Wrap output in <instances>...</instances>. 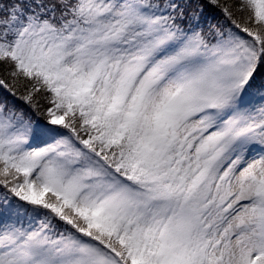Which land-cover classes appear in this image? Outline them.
I'll list each match as a JSON object with an SVG mask.
<instances>
[{
    "label": "snow or ice",
    "instance_id": "1",
    "mask_svg": "<svg viewBox=\"0 0 264 264\" xmlns=\"http://www.w3.org/2000/svg\"><path fill=\"white\" fill-rule=\"evenodd\" d=\"M0 264H264V0H0Z\"/></svg>",
    "mask_w": 264,
    "mask_h": 264
},
{
    "label": "rangeland",
    "instance_id": "2",
    "mask_svg": "<svg viewBox=\"0 0 264 264\" xmlns=\"http://www.w3.org/2000/svg\"><path fill=\"white\" fill-rule=\"evenodd\" d=\"M207 14V13H206ZM241 15V17L243 16V14H240Z\"/></svg>",
    "mask_w": 264,
    "mask_h": 264
},
{
    "label": "trees",
    "instance_id": "3",
    "mask_svg": "<svg viewBox=\"0 0 264 264\" xmlns=\"http://www.w3.org/2000/svg\"><path fill=\"white\" fill-rule=\"evenodd\" d=\"M222 2H223V0H222Z\"/></svg>",
    "mask_w": 264,
    "mask_h": 264
}]
</instances>
